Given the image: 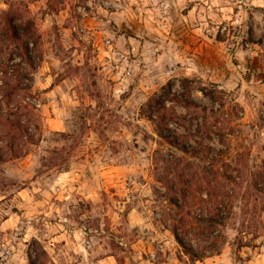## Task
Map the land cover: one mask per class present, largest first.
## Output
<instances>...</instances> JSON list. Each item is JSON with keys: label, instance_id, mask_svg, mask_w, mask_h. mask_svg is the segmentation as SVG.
Returning a JSON list of instances; mask_svg holds the SVG:
<instances>
[{"label": "rangeland", "instance_id": "obj_1", "mask_svg": "<svg viewBox=\"0 0 264 264\" xmlns=\"http://www.w3.org/2000/svg\"><path fill=\"white\" fill-rule=\"evenodd\" d=\"M0 61V264H263L264 0H0Z\"/></svg>", "mask_w": 264, "mask_h": 264}, {"label": "crops", "instance_id": "obj_2", "mask_svg": "<svg viewBox=\"0 0 264 264\" xmlns=\"http://www.w3.org/2000/svg\"><path fill=\"white\" fill-rule=\"evenodd\" d=\"M7 170V169H6ZM66 173V172H65ZM60 173V174H65ZM62 176H59V178ZM39 176H37L35 179H32L29 182H22V184L19 183H13L8 184L4 186L3 188L0 187V213L3 211H8V217L3 220L2 225L9 224L10 221H16V217H21V215L25 214L26 212L20 208V210H14L12 208H7L8 205L15 204V205H23V207H27V201L32 200L34 196L38 195V183ZM88 197V196H86ZM30 221V220H29ZM30 230V229H29ZM78 233H83V236L78 235L80 237V240L82 241H89V237L87 235V231H84V229L79 228L77 230ZM64 233H61L59 236L63 235ZM259 248V247H255ZM261 251H258V255L263 257V263L264 264V245L260 247ZM252 261V260H251ZM255 264L256 262L253 261Z\"/></svg>", "mask_w": 264, "mask_h": 264}, {"label": "trees", "instance_id": "obj_3", "mask_svg": "<svg viewBox=\"0 0 264 264\" xmlns=\"http://www.w3.org/2000/svg\"><path fill=\"white\" fill-rule=\"evenodd\" d=\"M10 24L14 26V23L10 20ZM14 38H16L18 41H20V55L23 60L33 62L34 61V56L30 52L28 48L27 41L25 42V39L23 38L22 34L20 31L14 30L13 32ZM1 64V61H0ZM22 65V61L20 62H15V63H8L5 66H0V71L3 73L0 76V81H2V84H0V88H4L3 92H0L2 94V99L6 100L8 104L15 99V95L13 94V91L20 86L18 80H13L11 78V74H13L14 71H17L19 67ZM1 113V112H0ZM11 143L10 145H12ZM14 149V148H11ZM0 159H4L3 156L1 155L0 152ZM190 252L194 253V250L189 248Z\"/></svg>", "mask_w": 264, "mask_h": 264}, {"label": "built area", "instance_id": "obj_4", "mask_svg": "<svg viewBox=\"0 0 264 264\" xmlns=\"http://www.w3.org/2000/svg\"><path fill=\"white\" fill-rule=\"evenodd\" d=\"M108 42L110 43V40H108Z\"/></svg>", "mask_w": 264, "mask_h": 264}]
</instances>
